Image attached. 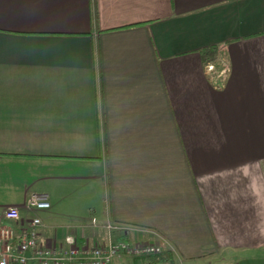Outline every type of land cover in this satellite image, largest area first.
I'll return each mask as SVG.
<instances>
[{"label": "crops", "instance_id": "0c3cea01", "mask_svg": "<svg viewBox=\"0 0 264 264\" xmlns=\"http://www.w3.org/2000/svg\"><path fill=\"white\" fill-rule=\"evenodd\" d=\"M8 206L46 245L111 223L176 263L264 264V0H0V222L17 237Z\"/></svg>", "mask_w": 264, "mask_h": 264}, {"label": "built area", "instance_id": "2783aa9c", "mask_svg": "<svg viewBox=\"0 0 264 264\" xmlns=\"http://www.w3.org/2000/svg\"><path fill=\"white\" fill-rule=\"evenodd\" d=\"M203 67L216 80L222 79L227 70L224 62H221L220 68L213 61L206 62ZM25 207L31 210L49 209L50 202L43 193H31L25 199ZM2 217L9 223H17L19 232L16 237L12 225L0 222V264H110L119 257L162 251L158 245L140 241L137 231L111 223L104 226L107 238L103 242L80 245L77 236L68 233L61 242L46 245L38 239L40 217L22 220L20 209L14 206L3 209ZM92 223L95 224L93 219ZM112 234L126 238H114Z\"/></svg>", "mask_w": 264, "mask_h": 264}, {"label": "trees", "instance_id": "16d2710c", "mask_svg": "<svg viewBox=\"0 0 264 264\" xmlns=\"http://www.w3.org/2000/svg\"><path fill=\"white\" fill-rule=\"evenodd\" d=\"M217 67V64H215ZM220 68V65L217 67ZM131 264H176L172 251L162 247V251L153 254L134 256L130 258Z\"/></svg>", "mask_w": 264, "mask_h": 264}, {"label": "rangeland", "instance_id": "374dc122", "mask_svg": "<svg viewBox=\"0 0 264 264\" xmlns=\"http://www.w3.org/2000/svg\"><path fill=\"white\" fill-rule=\"evenodd\" d=\"M83 205V204H82ZM82 205L80 206V207H78V209L79 210H83V207H82ZM225 251H217V253H215L217 256H219L220 257V255H221V253H224ZM129 258V257H128ZM131 258V257H130ZM130 258H129V260H125L124 259V261L122 262V263H120V264H131L130 263ZM122 260V259H121ZM208 261H210L211 262V264H213V261H212V259H208ZM207 261V262H208ZM176 264H184V263H176ZM207 264V263H206Z\"/></svg>", "mask_w": 264, "mask_h": 264}]
</instances>
